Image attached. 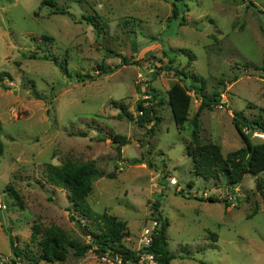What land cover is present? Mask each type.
Returning a JSON list of instances; mask_svg holds the SVG:
<instances>
[{
    "label": "rangeland",
    "instance_id": "obj_1",
    "mask_svg": "<svg viewBox=\"0 0 264 264\" xmlns=\"http://www.w3.org/2000/svg\"><path fill=\"white\" fill-rule=\"evenodd\" d=\"M52 1L67 14H53L43 0H0V73L11 76L0 85V203L6 206L0 254L13 258L12 240L36 259L34 223L58 226L69 239L89 244L76 220L89 222L67 211L65 190L46 183L47 165L70 161L94 162L104 174L85 203L93 214L126 223L130 251H139L143 228L156 222L152 205L158 202L169 223L170 264H264V198L255 190L264 171L245 175L235 187L193 176L185 150L190 123L177 130L166 95L178 82L175 70L186 75V88L203 82L207 95L220 93V105L200 114L201 139L218 144L224 156L242 148L234 114L264 121V0ZM90 15L105 25L102 35L82 19ZM122 58L129 65L122 66ZM88 74L94 77H76ZM189 94L191 120L200 102ZM142 100H150L145 105L161 119L157 126L136 124L135 105ZM112 102L124 104L128 116L119 117ZM111 135L127 140L120 158ZM171 179L178 185L171 187ZM98 257L93 250L83 257L70 251L63 263L37 264H101ZM30 260L17 262L35 264Z\"/></svg>",
    "mask_w": 264,
    "mask_h": 264
},
{
    "label": "trees",
    "instance_id": "obj_2",
    "mask_svg": "<svg viewBox=\"0 0 264 264\" xmlns=\"http://www.w3.org/2000/svg\"><path fill=\"white\" fill-rule=\"evenodd\" d=\"M78 2L82 0H76ZM178 1V0H177ZM42 5L52 8V13L56 15H65L67 11L56 6L52 0H43ZM176 9H172L173 17L176 16ZM82 19L90 25L97 35H102L105 32V25L93 16H83ZM44 41H50L47 36H42ZM132 41V39H131ZM134 48L136 46L133 43ZM184 52V51H183ZM189 58H192L190 55ZM44 60H48L47 55H44ZM192 60V59H190ZM122 66H127L129 63L126 58L121 59ZM57 65V63L55 62ZM264 65V59H263ZM247 67V66H245ZM60 69L68 75L67 69L61 65ZM101 75H105L108 71L102 65L98 68ZM175 75L178 82L175 83L167 91V105L170 108L171 116L177 130H183L185 123H190V142L185 146L186 154L191 159V173L195 177L202 178L205 181H212L215 185L223 182L226 187H235L241 183L243 177L247 174L258 176L260 172L264 171V140L259 143H254L251 140V134L260 132L264 134V121L262 117L248 119L242 113H236L233 117L234 127L241 137L244 146L236 151H232L224 156L218 144L212 142H203L199 129V117L204 109H211L214 106L220 105V93H212L207 95L204 92V84L201 82L200 86L192 84L190 88L182 85V78L186 79L184 72L175 70ZM99 75V74H98ZM100 75V76H101ZM77 79H92L94 74L86 76H76ZM11 79L7 72L0 73V85L4 79ZM194 82L197 83L196 77ZM193 93L196 100L200 104L195 112L193 118L189 120V110L191 105V96ZM157 96L152 91L151 99L156 100ZM149 101H139L135 105L138 115L135 122L144 128L149 122L153 123V127L157 126L161 119L154 115L153 108L148 104ZM115 107L121 110L119 117L128 116L126 107L122 103L112 102ZM122 115V116H121ZM130 117V116H129ZM249 131L250 134L243 132V129ZM148 131H153L149 129ZM79 134H82L79 132ZM111 139L116 145V154L120 158L121 147L126 144V138L122 136L111 135ZM3 155V143L0 139V156ZM104 174L99 171L94 162L86 163H72L66 161L60 166L47 165L45 168L46 183L63 189L67 192V199L70 203L67 211H73L79 219L89 222L88 225L81 224L80 220H76L77 224L83 228L87 236L90 238L89 244L81 245L67 236L65 231L60 227L52 225L48 228H42L39 224H33L31 228L30 241L36 245L38 256L36 259L30 260L27 250H18L15 248V242L10 240L11 252L13 258L7 264H17V260L21 256L38 262H59L66 261L70 251L76 257H83L87 252L92 251L98 256L119 255L125 260H136V253L127 249L124 245V239L128 236L127 225L124 221L118 219L116 216L110 215L106 212L100 214H93L90 208L85 203V199L92 192V183L95 179L103 177ZM189 187H192L190 184ZM255 190L264 198V179L256 178ZM10 197L16 201L20 208L19 197L17 193L10 188L6 190ZM208 202L216 203L217 199L209 197ZM152 217L157 222V226L151 238V242L147 248H143L147 254L153 255L156 264H170L173 255L168 250V241L166 231L169 226L168 220L163 218L159 212V203L152 205ZM73 221L74 218L69 216Z\"/></svg>",
    "mask_w": 264,
    "mask_h": 264
},
{
    "label": "built area",
    "instance_id": "obj_3",
    "mask_svg": "<svg viewBox=\"0 0 264 264\" xmlns=\"http://www.w3.org/2000/svg\"><path fill=\"white\" fill-rule=\"evenodd\" d=\"M138 115H141V112L138 113ZM243 132L246 134H250L249 131H247L245 128L243 129ZM264 139V134L260 132H254L251 134V137ZM177 182L175 179L170 180V186L175 187L177 186ZM179 192H181V189H178ZM6 210V206L0 203V211ZM157 226L156 222L152 223V227H144L141 235H140V249L138 252H136V260L132 261L130 259H124L122 256L119 255H101L99 256V261L101 264H156L153 255L147 254L145 251H142L143 248H147L151 242L152 235L154 233V230ZM9 261V258L3 256L0 254V264H5ZM18 264V262H17Z\"/></svg>",
    "mask_w": 264,
    "mask_h": 264
}]
</instances>
